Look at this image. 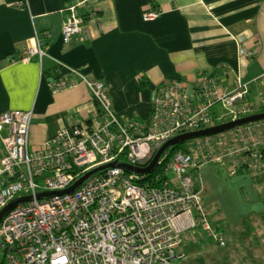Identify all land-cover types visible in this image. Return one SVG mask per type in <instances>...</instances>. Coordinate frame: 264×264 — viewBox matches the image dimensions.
I'll use <instances>...</instances> for the list:
<instances>
[{"label":"built area","instance_id":"obj_1","mask_svg":"<svg viewBox=\"0 0 264 264\" xmlns=\"http://www.w3.org/2000/svg\"><path fill=\"white\" fill-rule=\"evenodd\" d=\"M159 14V9H151L145 18ZM84 16L77 5L66 13L65 43L75 34L91 36ZM243 50L252 53L246 47ZM27 53L24 58H42L47 53L38 34ZM59 65L71 73L59 72L55 88L73 86L80 76L92 90L99 111L92 125L62 127L37 148L32 147L31 135L34 108L0 113V140L8 150L0 162V208L24 194L32 195L11 208L1 222V264H184L186 253L180 252V246L186 233L202 224L224 243L203 202L197 169L205 161L221 158L264 168L261 147L251 152L264 143V134H258L264 118L223 131L216 138H194L188 149H167L152 180L141 182L148 173L115 164L92 173L73 190L65 189L103 164L149 162L176 134L212 124L218 101L231 105L234 117L256 111L248 99L255 79L239 78L234 89H223L219 72H202L193 92L187 80H164L154 89L152 114L146 121L120 117L102 79L89 78L62 60ZM259 96L264 100V88Z\"/></svg>","mask_w":264,"mask_h":264},{"label":"crops","instance_id":"obj_2","mask_svg":"<svg viewBox=\"0 0 264 264\" xmlns=\"http://www.w3.org/2000/svg\"><path fill=\"white\" fill-rule=\"evenodd\" d=\"M73 5L91 36L75 34L65 43L64 18ZM150 9L160 14L146 19ZM37 34L47 53L24 58ZM60 60L102 79L122 118L148 121L159 83L180 78L191 90L202 72H219L223 89H234L239 78L255 79L248 99L262 109L264 0H0V113L34 108L32 147L62 127L92 125L99 111L80 76L73 86L55 88L59 72L71 73ZM7 151L0 140V162ZM256 171L264 181V168Z\"/></svg>","mask_w":264,"mask_h":264},{"label":"rangeland","instance_id":"obj_3","mask_svg":"<svg viewBox=\"0 0 264 264\" xmlns=\"http://www.w3.org/2000/svg\"><path fill=\"white\" fill-rule=\"evenodd\" d=\"M213 109L217 116L208 126L234 119L232 106H225L223 101ZM218 136L220 133L213 134ZM256 169L225 158L205 161L197 169L204 184L203 202L210 207V221L222 232L225 242H219L204 224L194 227L182 244L184 264H264V181L258 175L262 171ZM170 175L176 179L174 171ZM3 257L0 247L1 261Z\"/></svg>","mask_w":264,"mask_h":264},{"label":"water","instance_id":"obj_4","mask_svg":"<svg viewBox=\"0 0 264 264\" xmlns=\"http://www.w3.org/2000/svg\"><path fill=\"white\" fill-rule=\"evenodd\" d=\"M260 118H264V111L262 112H257V113H253L244 117H240L237 119H232L228 122H224L221 124H215V125H211L208 126L206 128H202L199 130H193V131H188L185 133H181L178 134L176 136H174L173 138L169 139L167 142H165L160 149L158 150L157 154L155 155V157L153 158V160L151 161L150 164H148L147 166H133V165H129L126 164L128 169L131 170H136L138 172H151L152 170H154V168L156 167L158 160L161 156V154L171 145L176 144L180 141L195 137V136H200V135H205V134H212V133H216L222 130H225L227 128H231L233 126H236L238 124L241 123H245L251 120H255V119H260ZM115 164H122L119 163L118 161H113L110 162L106 165H101L99 167H96L92 170H90L89 172H87L83 177H81L78 181H76V183L74 185H72L71 187L65 189V190H73L74 188L78 187L79 185H81L83 183V181L89 177L92 173H94L95 171L99 170L100 168L106 167L107 165H115ZM32 197V195H24L21 197H18L17 199L9 202L6 206H4L3 208L0 209V224L1 221L3 219V217L5 216V214L11 209L13 208L16 204H18L19 202L28 200Z\"/></svg>","mask_w":264,"mask_h":264},{"label":"bare ground","instance_id":"obj_5","mask_svg":"<svg viewBox=\"0 0 264 264\" xmlns=\"http://www.w3.org/2000/svg\"><path fill=\"white\" fill-rule=\"evenodd\" d=\"M151 10V9H150ZM149 11V10H148ZM84 15V14H83ZM251 80V79H250ZM199 83V82H198ZM114 105V104H113ZM262 111H264V110H261V109H256V111H254V112H252V113H249V114H247V115H250V114H253V113H257V112H262ZM3 113V112H2ZM247 115H242V116H238V117H234V119H237V118H240V117H244V116H247ZM260 119H262V118H260ZM255 120H258V119H255ZM255 120H251V121H255ZM33 121H34V118H33ZM251 121H248V122H251ZM248 122H245V123H248ZM245 123H241V124H245ZM32 124H33V122H32ZM241 124H238V125H241ZM238 125H236V126H238ZM236 126H233V127H231V128H227V129H225V130H222V131H219V132H216V133H221V132H223V131H227V130H229V129H232V128H234V127H236ZM202 128H205V127H202ZM202 128H198V129H192V130H189V131H193V130H199V129H202ZM185 132H188V131H185ZM185 132H182V133H185ZM179 134H181V133H179ZM213 134H215V133H212V134H205V135H200V136H195V137H192V138H189V140L191 141L192 139H194V138H197V137H201V136H206V135H213ZM176 135H178V134H176ZM175 135V136H176ZM174 137V136H173ZM172 137V138H173ZM171 139V138H170ZM169 140V139H168ZM167 140V141H168ZM186 140H188V139H186ZM166 141V142H167ZM165 143V142H164ZM163 143V144H164ZM190 143V142H189ZM188 143V144H189ZM162 144V145H163ZM161 145V146H162ZM174 145V144H173ZM173 145H171V146H169L167 149H171L172 151H176V150H173L172 149V146ZM160 146V147H161ZM37 147H39V146H37ZM37 147H35V148H37ZM160 147L158 148V150L160 149ZM188 148V147H187ZM187 148H182V149H187ZM166 149V150H167ZM158 150L156 151V153L154 154V156L152 157V159L149 161V162H146L145 164H143V165H133V164H130V163H128L129 165H133V166H147L148 164H150L151 163V161L153 160V158L155 157V155L157 154V152H158ZM165 150V151H166ZM177 150H179V149H177ZM164 151V152H165ZM163 152V153H164ZM162 153V154H163ZM162 154H161V156H162ZM161 156H160V158H161ZM159 158V159H160ZM119 162V161H118ZM158 162H159V160H158ZM119 163H122L124 166L126 165V163L127 162H119ZM103 165H106V164H103ZM247 165V164H246ZM101 166V165H100ZM97 167H99V166H97ZM160 167V165H159V163H157V165H156V167L154 168V170H152L151 172H139V173H152V172H154L157 168H159ZM94 168H96V167H94ZM93 168V169H94ZM104 168V167H103ZM127 168V167H126ZM201 168H202V166H201ZM102 168H100L99 170H101ZM128 169V168H127ZM99 170H97V171H99ZM128 170H130V171H136V170H131V169H128ZM96 172V171H95ZM136 172H138V171H136ZM198 176H199V185L201 184L203 187H204V184H203V181H202V178L200 177V173L198 172ZM203 190H204V188H203ZM28 195H31V194H28ZM29 200V199H28ZM209 206V205H208ZM3 208V207H2ZM1 209V208H0ZM209 210H210V207H209ZM211 212V211H210ZM6 215V214H5ZM4 218V217H3ZM3 220V219H2ZM2 222V221H1ZM1 225V224H0ZM184 240H185V238H184ZM184 242V241H183ZM183 244V243H182ZM182 246V245H181ZM181 246H180V249H181ZM181 252V251H180ZM182 252H184V251H182ZM184 253H186V252H184ZM0 264H1V261H0Z\"/></svg>","mask_w":264,"mask_h":264},{"label":"trees","instance_id":"obj_6","mask_svg":"<svg viewBox=\"0 0 264 264\" xmlns=\"http://www.w3.org/2000/svg\"><path fill=\"white\" fill-rule=\"evenodd\" d=\"M261 110H264V107L261 109ZM190 142V140H183V141H180L176 144H174L172 146V149L173 150H177V149H182V148H187L188 147V143ZM188 149V148H187ZM263 151H264V146H262L261 148ZM158 171V168L152 172V173H148L147 174V178L146 179H142L141 182H145L146 180H152V176ZM1 261V260H0Z\"/></svg>","mask_w":264,"mask_h":264}]
</instances>
